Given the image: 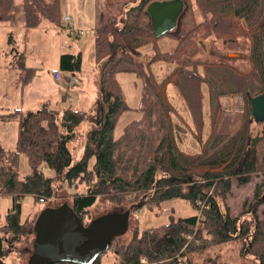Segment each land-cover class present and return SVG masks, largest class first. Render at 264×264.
Segmentation results:
<instances>
[{"label": "trees", "instance_id": "16d2710c", "mask_svg": "<svg viewBox=\"0 0 264 264\" xmlns=\"http://www.w3.org/2000/svg\"><path fill=\"white\" fill-rule=\"evenodd\" d=\"M63 1L22 0V25L34 29L46 23L60 28L68 37H81V30V34L67 32L69 27L61 14ZM153 1L165 0H126L117 16L96 22L93 50L98 76L93 116L83 110H55L49 101L35 112L15 110L0 116V120L16 121L18 125L16 151H5L0 146V196L12 197V208L0 226V236L8 235L12 247L28 243L31 251L38 215L21 222L19 201L24 196H31L35 203L51 201L56 197L54 185L59 183L76 190L69 208L85 227L90 224V208L98 202L117 208L128 205L150 209L183 200L194 211L193 216L185 218L170 215L166 224L148 231L140 232L135 227L124 243H119V237L112 239L108 251L93 264H100L109 253L114 258L111 264H140V258H146L149 264H264V125L254 137L241 133L226 137L225 141L219 137L221 142H214L210 148H218L217 154L202 160L203 155L194 149L179 151L176 147L171 105L166 94H162L163 84L172 74L203 67L212 44L222 45L229 53L247 55L249 71L241 93L249 105L247 115L251 122L250 98L264 93V0H180L185 9L177 29L163 36L175 42L170 53L159 49L163 37L155 38L151 30L147 6ZM217 12L230 13L232 18L216 15ZM132 13L135 14L131 20ZM14 18L15 0H0V26L11 25ZM238 21L244 22L250 34L232 36ZM146 47L153 55L142 61V49ZM15 57L24 88L32 82L36 69L26 67L22 53ZM82 61L81 52L64 50L59 56L58 71L67 80L74 77L78 85ZM159 62L175 67L161 83L151 72V66ZM221 63L224 61L220 59L210 61L213 65ZM119 74H132L140 81L136 109L126 103L117 80ZM176 87L179 89V84ZM132 111L140 117L115 137L119 119ZM87 120L91 125L85 134L82 155L74 162L68 144L75 140L76 128ZM185 125L192 129L186 121ZM223 143L227 144V153L222 150ZM20 155L26 156L30 167V173L22 179L18 174ZM194 159L211 170L195 175L186 174L183 167L177 168L181 163L196 167ZM252 176H259L260 180L232 216L227 204L232 183L243 187ZM81 185H85L86 192L77 191ZM3 246L0 237V264H6Z\"/></svg>", "mask_w": 264, "mask_h": 264}, {"label": "rangeland", "instance_id": "374dc122", "mask_svg": "<svg viewBox=\"0 0 264 264\" xmlns=\"http://www.w3.org/2000/svg\"><path fill=\"white\" fill-rule=\"evenodd\" d=\"M126 1V0H125ZM123 0H64L62 4V16H69L74 22V29L81 30L83 35L79 38L64 37L63 50L60 49V37L51 30V27L43 23L38 28L28 29L22 25V0H15V18L7 29L0 26V113L6 112V105L17 103L22 90L20 86H15L18 75L22 72L18 69L11 71L10 66H16L17 53H22L25 57L26 67L36 69L38 73L34 88L32 90V102L30 105L38 103L40 98L46 92H49L50 85L54 84V73L59 69V56L62 52L75 51L82 53V68L78 78V86L70 89V96H61L60 100H54V103L61 104L64 101L68 108L72 110H83L89 116H93L97 106V66L94 61V27L96 22L103 23L110 20L116 14L121 12ZM175 1V0H165ZM120 8V9H117ZM116 9V10H115ZM69 14V15H66ZM120 14V13H119ZM132 13L130 15L133 19ZM195 14L200 20L199 10L195 7ZM71 15V16H70ZM216 15L231 19L230 13L217 12ZM117 16V15H116ZM121 18V17H120ZM123 19V18H122ZM250 34L243 21L237 22V31L233 37ZM214 43V42H213ZM71 45L67 49V45ZM159 49L170 53L173 51L175 42L169 37H163L159 43ZM74 48V49H73ZM142 61L148 60L153 51L150 47L142 49ZM207 58L203 67L192 71L190 68L179 70L172 74L163 84L162 94L167 96L172 112V122L176 128L173 131L175 144L178 150H191L202 154V160L209 159L210 156L217 154L218 148L210 149L212 144L224 141L226 137L245 136L254 137L259 133L264 124L249 121L246 103L241 89H243V79L247 75V55L244 53H229L222 45L212 44L207 51ZM216 59L224 63L213 65L210 61ZM175 67L171 64L159 62L151 66V72L159 83L168 77ZM8 69L9 71H6ZM66 80V79H65ZM117 80L127 105L136 109L140 98V81L132 74H119ZM40 84L47 85L46 88H40ZM179 84V89L176 87ZM55 85V84H54ZM56 86V85H55ZM183 93H182V91ZM39 106V105H37ZM38 108V107H36ZM33 109V110H36ZM55 109L62 110L60 105H54ZM32 110V111H33ZM35 112V111H34ZM140 115L134 111L124 113L119 119L114 135L118 137L123 128L131 121L136 120ZM192 131L185 125V121ZM6 127V123L0 122V143L8 144L9 151L17 149V131L18 125ZM90 121L87 120L76 128L75 140L68 144V149L72 154L73 161L78 160L84 148L85 134L90 128ZM194 137L195 141L192 139ZM227 144L223 143L222 150L227 153ZM229 145V144H228ZM197 156V154L192 155ZM196 167L184 166L178 164L177 168L183 167L186 174L201 175L205 171H210L208 166H200L197 159H194ZM167 169L169 168L168 165ZM224 166H221V169ZM179 172V171H177ZM174 172V173H177ZM30 173V167L25 155H20L18 174L19 178H24ZM173 173V172H172ZM173 173V174H174ZM49 173L46 172V175ZM259 176H252L250 182L243 187H238L235 182L232 183V196L227 199L230 208V214L234 216L238 211L243 200L251 195L255 185L259 182ZM56 197L51 201L44 203H35L31 196H24L20 199L21 214L20 220L24 222L31 220L35 215L40 219L47 211H53L60 207L71 205L72 194L76 190L67 185L55 183ZM77 191L86 192L85 185L78 187ZM138 204V202H137ZM136 204V205H137ZM12 208L11 196H0V226L4 224L5 215ZM133 208L124 205L117 208L109 203H96L89 210L87 222L96 221L105 216L125 215L130 210L127 229L118 236L119 243L129 240L135 227L140 232L148 231L156 226L166 224L169 216L174 218H185L193 216L194 211L191 206L183 200H172L161 204L160 207ZM173 214H171L172 212ZM126 212V213H125ZM124 213V214H123ZM38 228V227H37ZM35 236H38L36 229ZM4 240L3 249L5 250L6 264H38L35 260L34 248L30 251L29 244H19L12 247L9 244V236L1 235ZM114 261L111 253L104 255L100 264H111ZM247 261L244 264H250Z\"/></svg>", "mask_w": 264, "mask_h": 264}, {"label": "water", "instance_id": "95a60500", "mask_svg": "<svg viewBox=\"0 0 264 264\" xmlns=\"http://www.w3.org/2000/svg\"><path fill=\"white\" fill-rule=\"evenodd\" d=\"M184 9L180 0L151 2L147 13L153 36L159 39L174 33ZM250 111L254 123L264 124V93L250 98ZM127 212L102 217L85 227L69 206L47 211L35 226L38 231L33 245L35 260L38 264H93L108 251L111 240L127 229L130 210Z\"/></svg>", "mask_w": 264, "mask_h": 264}, {"label": "crops", "instance_id": "0c3cea01", "mask_svg": "<svg viewBox=\"0 0 264 264\" xmlns=\"http://www.w3.org/2000/svg\"><path fill=\"white\" fill-rule=\"evenodd\" d=\"M66 15H69V14H66ZM73 25H74V22H73ZM7 26L8 25H2L1 27H4V28L7 29L8 28ZM51 30L54 33H56L58 35V37H60V39H61L60 40V49L63 50V48H62V46H63L62 40H63L64 37H68L67 33L66 32L64 33L63 31L61 32L60 28H51ZM69 38H71V37H69ZM0 67H2V66H0ZM9 68H10L11 71H14V72L16 71V69H18L17 66H10ZM6 71H9V70L6 69ZM37 78H40V77H38V73L36 71V74H35L32 82L28 86H26L24 88H22V86H21L22 90L20 92V97H19V100L17 101V103L14 104V105H6V112L0 113V116L1 115H6L7 113H11V112H13L15 110L16 111H21L22 113L34 112V111L38 110L39 107L41 106V104L43 102H45V101H49L51 103L52 108L54 107V105H60V107H63L62 110L63 109H68V104H66L64 101H62L61 104L54 103V100L57 99L59 101L61 96L69 97L70 96V89H74L75 88V87H68L67 86V80H65V79L63 81H61V82H56L54 80L53 82H54V84L56 86L54 84L53 85L51 84L50 87H48L49 88V92H46V94H43V96L40 98L38 103H36L35 105H30L29 106V104L32 102V90L34 88L33 86H34ZM21 80H22V75H20V76L18 75V77H17V79L15 81V86L16 87L20 86ZM39 87L40 88H43V87L46 88L47 85L40 84ZM37 105H39V106H37ZM36 107H38V108H36ZM35 108H36V110H33ZM53 109H55V108H53ZM55 110H57V109H55ZM0 122L1 123L5 122L7 124L6 127H10L11 125H16L15 122H8L6 120H3V121L0 120ZM0 146L5 151H9L10 150V148L8 147V144L3 145V144L0 143Z\"/></svg>", "mask_w": 264, "mask_h": 264}, {"label": "built area", "instance_id": "2783aa9c", "mask_svg": "<svg viewBox=\"0 0 264 264\" xmlns=\"http://www.w3.org/2000/svg\"><path fill=\"white\" fill-rule=\"evenodd\" d=\"M63 22L66 23V24L68 25V27H69V28L67 29V32H69V33H72V32H78V33H80L78 30H75V29H74V27H73V22H72V20H71V18H70L69 16L64 17V18H63ZM80 34H81V33H80ZM69 47L72 48V46L68 44V45H67V49H68ZM62 48H64V46H62ZM64 79L67 80L65 74L62 73L61 71H56V72L54 73V80H55L56 82H61V81H63ZM67 85L70 86V87H72V86H74V85L76 86V85H77L76 79H75L74 77H70V78H68V80H67ZM200 219H201V213L199 212V213H198V220L200 221ZM195 230H196V229H195ZM190 240H192V239H190ZM139 263H140V264H149V262H148V260H147L146 258H140Z\"/></svg>", "mask_w": 264, "mask_h": 264}]
</instances>
